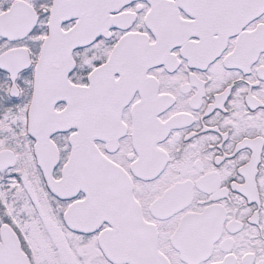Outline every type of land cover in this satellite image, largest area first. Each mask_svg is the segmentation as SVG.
<instances>
[{"label":"snow or ice","instance_id":"1","mask_svg":"<svg viewBox=\"0 0 264 264\" xmlns=\"http://www.w3.org/2000/svg\"><path fill=\"white\" fill-rule=\"evenodd\" d=\"M0 264H264V0H0Z\"/></svg>","mask_w":264,"mask_h":264}]
</instances>
